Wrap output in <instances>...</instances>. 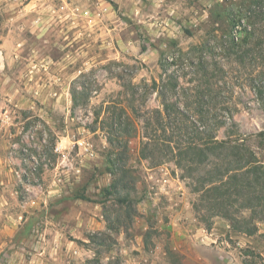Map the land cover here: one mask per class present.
<instances>
[{
  "label": "rangeland",
  "instance_id": "rangeland-1",
  "mask_svg": "<svg viewBox=\"0 0 264 264\" xmlns=\"http://www.w3.org/2000/svg\"><path fill=\"white\" fill-rule=\"evenodd\" d=\"M255 28L264 0H0V264H264V221L204 208L176 150L211 134L264 164Z\"/></svg>",
  "mask_w": 264,
  "mask_h": 264
},
{
  "label": "trees",
  "instance_id": "trees-1",
  "mask_svg": "<svg viewBox=\"0 0 264 264\" xmlns=\"http://www.w3.org/2000/svg\"><path fill=\"white\" fill-rule=\"evenodd\" d=\"M245 33L247 39L243 43L255 37V48L264 52V29L255 28V32L246 30ZM258 59L264 63V54ZM208 71L209 68L202 69L204 82H209L214 75ZM262 83L255 86L260 100H264ZM207 136L202 143L186 142L176 147L179 165L184 163L190 170L195 182L193 192L199 195V203L204 208L219 216L223 214L238 232L252 236L258 232V223L247 222L243 214L251 211L258 222L264 221V164L240 139L218 140L214 135ZM200 168L203 170L199 171Z\"/></svg>",
  "mask_w": 264,
  "mask_h": 264
},
{
  "label": "crops",
  "instance_id": "crops-1",
  "mask_svg": "<svg viewBox=\"0 0 264 264\" xmlns=\"http://www.w3.org/2000/svg\"><path fill=\"white\" fill-rule=\"evenodd\" d=\"M6 170V165H2V171L5 172ZM1 171V172H2ZM2 172V173H3ZM14 218L10 219L9 220H5L2 225H1V228H0V252H3L4 249V245L6 244V241L7 240H11L15 238H17V235L19 233V231L21 230V222H19L18 220L15 219L14 222L10 221V220H13ZM20 219V218H19ZM43 240L46 241V236L43 235ZM35 247V246H34ZM45 244L44 246L42 247V249L40 250L39 249V255H44L46 254L47 252V249L45 248ZM37 249H35L36 251ZM15 253L19 254V248L18 249H15ZM45 263V262H44ZM46 264V263H45Z\"/></svg>",
  "mask_w": 264,
  "mask_h": 264
},
{
  "label": "built area",
  "instance_id": "built-area-1",
  "mask_svg": "<svg viewBox=\"0 0 264 264\" xmlns=\"http://www.w3.org/2000/svg\"><path fill=\"white\" fill-rule=\"evenodd\" d=\"M156 174L161 176V179H159L158 183L161 184L163 188H166L170 182L176 181L170 176L169 170L165 167L159 168Z\"/></svg>",
  "mask_w": 264,
  "mask_h": 264
}]
</instances>
